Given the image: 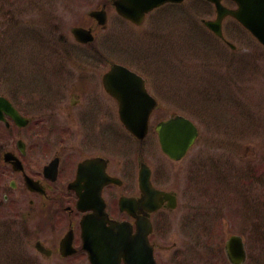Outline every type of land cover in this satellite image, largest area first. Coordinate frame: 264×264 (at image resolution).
<instances>
[{"label": "rangeland", "instance_id": "rangeland-1", "mask_svg": "<svg viewBox=\"0 0 264 264\" xmlns=\"http://www.w3.org/2000/svg\"><path fill=\"white\" fill-rule=\"evenodd\" d=\"M107 1L0 0V94L10 89L17 102L39 95L33 92L38 85L50 86L54 72L61 71L57 55L64 49L75 50L77 64L92 66L95 81L110 60L146 67L164 111L187 114L200 131L178 162L161 152L154 132L149 138L147 157L165 170L157 184L178 194L174 210L155 215L153 239L169 247L158 250L159 263L230 264L224 252L225 218L229 232L246 237V264H264V46L229 18L224 33L236 48L218 40L201 21L214 18V8L196 0L157 9L140 26L109 7L108 26L102 29L88 11ZM92 23L96 41H75L72 27ZM27 100L32 107L40 105L36 98ZM83 106L74 108L75 115ZM55 108L43 110L59 116ZM110 124L121 128L118 119ZM123 144V159L131 160L132 142L124 137ZM5 211L0 214V264H32L31 233L12 220L7 228ZM41 263L90 264L85 255L69 261L43 257Z\"/></svg>", "mask_w": 264, "mask_h": 264}, {"label": "flooded vegetation", "instance_id": "flooded-vegetation-1", "mask_svg": "<svg viewBox=\"0 0 264 264\" xmlns=\"http://www.w3.org/2000/svg\"><path fill=\"white\" fill-rule=\"evenodd\" d=\"M109 7L115 10L112 2L106 6L107 10ZM116 16L122 18L118 14ZM59 53L60 64L63 65L59 67L61 71L54 72L59 80L55 78L50 86L40 83L33 91L39 95H24L25 102L14 100L10 89L7 102L0 100L4 104L0 105V207L6 209H0V214L5 211L7 223L12 220L26 233H31L27 238L34 242V246L44 244L46 249H52V254L66 260L85 254L81 219L95 212L92 206H99V196L103 198L110 218L131 221L133 228H137L136 217L121 209L120 200L122 197H133L136 201L141 198L143 166L150 172L152 185L161 187L157 181L165 170L160 165L151 164L147 149L149 137L153 132L158 136L155 128L169 113L164 111L163 102L155 92L151 71L146 67L126 65L142 76L146 91L157 101L149 109L152 100L148 95L141 97L140 101L125 99L132 104L127 109L135 111L136 117L142 110H149L146 114L150 112L146 136H136L121 119V104L105 89L103 77L109 66L101 74L99 71L101 80L95 81L92 66L77 64L74 50L64 49ZM97 55L105 59L104 55ZM4 95L0 94V97ZM124 95L129 96L123 90L121 99ZM26 97L36 98L40 105L32 107ZM62 103L66 104L62 106ZM56 104L63 116L61 113L57 116L54 111L49 115L44 112L52 105L55 108ZM81 105H84L83 112L75 115L74 108ZM113 119H118L121 128L110 124ZM124 137L132 142L134 158L131 160L123 159ZM158 160L160 163L161 157ZM86 161L84 177L79 179V166ZM107 176L110 181L104 183ZM73 184L86 193L89 206L86 210L77 206L80 196ZM93 192L96 193L92 195ZM97 198L96 203L90 201ZM134 211L137 215L143 214L139 208L135 207ZM156 213L151 212L149 216L153 223ZM69 240L75 253L63 256L69 250Z\"/></svg>", "mask_w": 264, "mask_h": 264}, {"label": "water", "instance_id": "water-1", "mask_svg": "<svg viewBox=\"0 0 264 264\" xmlns=\"http://www.w3.org/2000/svg\"><path fill=\"white\" fill-rule=\"evenodd\" d=\"M165 1L169 0H116L115 4L121 14L138 22L139 18L144 15V11ZM213 1L217 3L221 15L228 11L220 4V0ZM237 1L240 7L236 10H231L230 13L234 14L264 42V0ZM91 14L99 16V21L102 25L106 23L105 11L95 10ZM74 32L81 41L94 38L91 31L87 29L75 27ZM121 70V66L114 64L112 70L106 75L105 83L110 91L114 92L116 87H118L116 75ZM124 122L132 131L136 132L139 129L138 127H143L144 132L146 130V121L125 118ZM158 129L162 148L175 158H180L184 154L197 135V129L193 123L180 115L162 122ZM140 221L137 235L132 234V228H129L125 222L113 221L111 226L101 228L98 234H94L93 228H86L85 230L88 229L87 232L91 231L93 237L99 238L100 241V244H96V247L93 244L88 246L93 263L119 264L121 257H123L126 264H156L153 249L148 241V234L151 230L150 224L145 218ZM88 223L93 224L94 222L88 221ZM241 240L240 236H232L228 242L229 254L231 257H235L238 263L245 259V251L242 245H238L236 252H234L232 251L234 248L232 245L241 244Z\"/></svg>", "mask_w": 264, "mask_h": 264}]
</instances>
